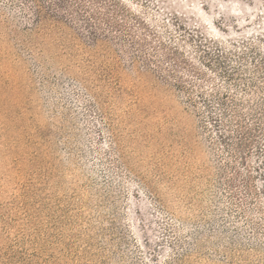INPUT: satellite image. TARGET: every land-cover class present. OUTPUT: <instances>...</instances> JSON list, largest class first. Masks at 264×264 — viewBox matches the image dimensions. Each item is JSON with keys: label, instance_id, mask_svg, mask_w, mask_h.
Instances as JSON below:
<instances>
[{"label": "rangeland", "instance_id": "374dc122", "mask_svg": "<svg viewBox=\"0 0 264 264\" xmlns=\"http://www.w3.org/2000/svg\"><path fill=\"white\" fill-rule=\"evenodd\" d=\"M0 264H264V0H0Z\"/></svg>", "mask_w": 264, "mask_h": 264}, {"label": "trees", "instance_id": "16d2710c", "mask_svg": "<svg viewBox=\"0 0 264 264\" xmlns=\"http://www.w3.org/2000/svg\"><path fill=\"white\" fill-rule=\"evenodd\" d=\"M58 1H60V0H58ZM36 16L38 18V23H41V16H40L39 12H36ZM92 41H93V43L97 44L98 38L96 35L92 36Z\"/></svg>", "mask_w": 264, "mask_h": 264}]
</instances>
